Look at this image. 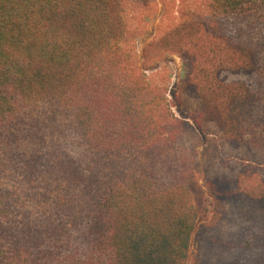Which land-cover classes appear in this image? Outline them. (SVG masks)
I'll list each match as a JSON object with an SVG mask.
<instances>
[{"label":"trees","instance_id":"obj_1","mask_svg":"<svg viewBox=\"0 0 264 264\" xmlns=\"http://www.w3.org/2000/svg\"><path fill=\"white\" fill-rule=\"evenodd\" d=\"M164 6L140 53L156 0H0V264H188L208 192L247 223L226 264H264V182L203 177L156 64L180 58L178 103L223 153L261 158L264 0Z\"/></svg>","mask_w":264,"mask_h":264},{"label":"rangeland","instance_id":"obj_2","mask_svg":"<svg viewBox=\"0 0 264 264\" xmlns=\"http://www.w3.org/2000/svg\"><path fill=\"white\" fill-rule=\"evenodd\" d=\"M156 1L159 6V15L152 24L151 33L139 38L137 45L140 53L143 47L155 36L156 26L161 23L160 20L165 8L164 0ZM156 64L162 67L167 66L172 72L169 97L174 105V111L197 130L200 139L198 158L203 177L234 169L238 170L239 174L245 175L252 184L264 182V155L256 160H243L235 155L223 153L217 139L201 129L183 112L178 103L180 91L178 77L182 71L180 58L177 55H171ZM204 181L202 184L206 186ZM212 196L208 192V211L198 221L196 233L191 242L188 264H226L227 256L229 253H234L235 247L238 246L237 236L247 224L243 215L237 212L231 203L219 201ZM219 219L220 222L218 223Z\"/></svg>","mask_w":264,"mask_h":264}]
</instances>
